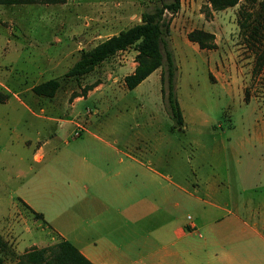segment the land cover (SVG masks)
<instances>
[{"label":"rangeland","instance_id":"374dc122","mask_svg":"<svg viewBox=\"0 0 264 264\" xmlns=\"http://www.w3.org/2000/svg\"><path fill=\"white\" fill-rule=\"evenodd\" d=\"M180 1L167 41L177 67L182 127L166 108L160 69L135 89L125 88L123 79L136 65L133 49L82 78L63 77L81 50L140 23V15L152 11L153 0H56L51 5L0 7L4 263L14 264L33 248L55 245L59 235L78 249L90 248L92 256L98 236L92 224L81 223L95 220L103 207L73 196L74 182L79 179L92 187L93 172H87L86 163L112 167L119 159L127 161V154L150 163L180 189L167 195L173 185L147 180L146 189L163 193L166 203L158 213L151 208L141 212L149 215L146 224H196L203 235L200 227L216 219L228 222L238 216L252 221L253 209L264 219V39L261 35L254 44L238 25L239 10L245 7L254 25L264 28L259 11L264 0L252 6L240 0L222 11H212L205 0ZM193 30L213 34L215 47L202 50L189 42ZM51 79L60 82L53 98L32 93L33 87ZM91 85L95 87L88 91ZM193 196L200 201L194 202ZM89 202L94 209L82 216ZM231 227V241L248 237ZM165 239L174 240L170 235ZM243 247L240 252L246 255L258 252L252 241L245 240ZM260 253L264 264V248Z\"/></svg>","mask_w":264,"mask_h":264},{"label":"crops","instance_id":"0c3cea01","mask_svg":"<svg viewBox=\"0 0 264 264\" xmlns=\"http://www.w3.org/2000/svg\"><path fill=\"white\" fill-rule=\"evenodd\" d=\"M111 149L118 151L112 146ZM126 156L127 161L119 159L117 165L112 167L110 164L86 163L87 172H93L92 187L81 183L79 179L74 182L77 191L73 196L90 199L103 207L95 220L81 223L92 224L98 236L92 256L90 248L78 249L67 240L92 264H119L117 262L121 260L129 264H262L260 251L264 248V219L256 209H251L252 221L232 216L228 222L216 219L203 224L200 227L203 235L197 230L196 224H146L149 215H141V212L151 208L155 210L153 213H158L166 203L163 193L146 189L147 180L153 184L166 181L168 187L173 185L170 189L173 192L168 191L167 195L174 193L175 188L177 191L180 189L168 176L152 168L150 163L130 154ZM35 160H39V157H35ZM68 186L71 187L70 183ZM192 198L194 202L200 201L197 197ZM215 208L220 209L217 206ZM93 209L94 204L89 202L81 215L85 216ZM231 226L237 227L239 234H247L248 237H237L231 241L227 233ZM169 235L174 240L164 243ZM59 237L66 240L63 235ZM245 240L254 242L258 252L247 255L240 252L244 249ZM75 244H78L77 240ZM117 250L118 254L115 252Z\"/></svg>","mask_w":264,"mask_h":264},{"label":"trees","instance_id":"16d2710c","mask_svg":"<svg viewBox=\"0 0 264 264\" xmlns=\"http://www.w3.org/2000/svg\"><path fill=\"white\" fill-rule=\"evenodd\" d=\"M207 7L212 11H222L235 7L240 0H205ZM252 6L256 0H244ZM56 0H0V6L12 5H51ZM152 11H145L140 15V23L113 35L90 50H81L75 63L64 73L65 79H79L95 70L103 62L116 56L119 53L133 49L136 66L133 72L123 79L127 90L135 89L156 70H161L160 82L162 97L165 100L166 108L170 117L177 127L183 126L181 109L176 98V72L173 53L168 44L170 36V25L174 16L181 6L180 0H171L166 3L164 0H153ZM259 11L264 20V3L259 4ZM166 13L170 16L167 18ZM240 20L238 25L240 32L246 39L258 44L262 39L260 24L254 25L252 12L240 8ZM191 43H195L202 50H211L215 47L214 35L202 30H193L187 35ZM60 87V82L55 79L48 80L32 88V93L39 97L53 98ZM91 85L87 90H92ZM26 209L38 220H42L40 214H36L30 207L23 203ZM0 264H6L0 259ZM14 264H92L85 258L78 249L70 242L61 239L53 246L46 248H33L20 256Z\"/></svg>","mask_w":264,"mask_h":264},{"label":"built area","instance_id":"2783aa9c","mask_svg":"<svg viewBox=\"0 0 264 264\" xmlns=\"http://www.w3.org/2000/svg\"><path fill=\"white\" fill-rule=\"evenodd\" d=\"M77 127H78L79 129H82V127L79 126V125H77ZM78 135H79V133H75V136H78Z\"/></svg>","mask_w":264,"mask_h":264}]
</instances>
